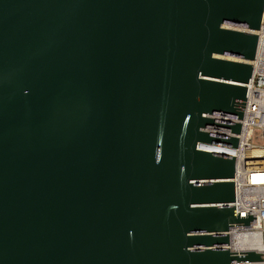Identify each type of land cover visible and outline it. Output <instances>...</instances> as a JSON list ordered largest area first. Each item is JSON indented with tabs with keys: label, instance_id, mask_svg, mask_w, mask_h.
<instances>
[{
	"label": "water",
	"instance_id": "95a60500",
	"mask_svg": "<svg viewBox=\"0 0 264 264\" xmlns=\"http://www.w3.org/2000/svg\"><path fill=\"white\" fill-rule=\"evenodd\" d=\"M264 0H0V264H233Z\"/></svg>",
	"mask_w": 264,
	"mask_h": 264
},
{
	"label": "built area",
	"instance_id": "2783aa9c",
	"mask_svg": "<svg viewBox=\"0 0 264 264\" xmlns=\"http://www.w3.org/2000/svg\"><path fill=\"white\" fill-rule=\"evenodd\" d=\"M258 38L234 175L236 213L256 215L257 225L231 226L229 248L233 253L263 254L264 260V146L253 144L255 138L264 140V11ZM233 264H264V261Z\"/></svg>",
	"mask_w": 264,
	"mask_h": 264
},
{
	"label": "rangeland",
	"instance_id": "374dc122",
	"mask_svg": "<svg viewBox=\"0 0 264 264\" xmlns=\"http://www.w3.org/2000/svg\"><path fill=\"white\" fill-rule=\"evenodd\" d=\"M253 144L257 145V146H264V140H258V139H254L253 140Z\"/></svg>",
	"mask_w": 264,
	"mask_h": 264
}]
</instances>
